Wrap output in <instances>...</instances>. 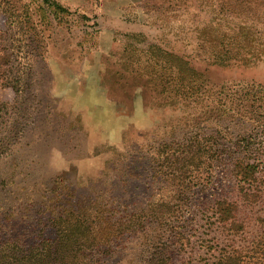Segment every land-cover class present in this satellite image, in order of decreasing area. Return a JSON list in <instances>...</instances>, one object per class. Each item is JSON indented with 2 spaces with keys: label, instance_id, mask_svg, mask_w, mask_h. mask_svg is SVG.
Masks as SVG:
<instances>
[{
  "label": "rangeland",
  "instance_id": "374dc122",
  "mask_svg": "<svg viewBox=\"0 0 264 264\" xmlns=\"http://www.w3.org/2000/svg\"><path fill=\"white\" fill-rule=\"evenodd\" d=\"M51 1L64 10L46 0H0V54L12 53V75L23 82L18 95L0 86L18 124L0 160V183L16 175L15 185L6 180L0 188L3 236L28 235L43 196L62 177L59 187L99 195L118 228L141 230L160 217L156 230H165L162 241H176L177 264H210L227 241L215 203L237 197L229 163L214 170L206 159L178 161L176 171L165 165L188 140L224 143L230 130L264 122V93L248 86L264 85V63L219 67L212 58L217 38L240 25L264 42V0ZM166 52L203 74V93L178 96ZM253 136L264 151V134ZM183 188L194 194H180ZM237 219L243 230L235 244L264 249V200L241 207ZM44 235L53 234L48 228ZM134 236L118 242L122 254L113 264H140L143 236Z\"/></svg>",
  "mask_w": 264,
  "mask_h": 264
},
{
  "label": "trees",
  "instance_id": "16d2710c",
  "mask_svg": "<svg viewBox=\"0 0 264 264\" xmlns=\"http://www.w3.org/2000/svg\"><path fill=\"white\" fill-rule=\"evenodd\" d=\"M46 3L53 10H64L54 1L46 0ZM215 42L212 58L219 67H228L232 63L246 67L264 63L263 39L253 35L245 25L237 27L232 36L218 37ZM218 46L224 48L218 49ZM10 54L8 50H3L0 54V86L9 87L18 95L22 92L23 82L21 78L12 75L14 64L11 65L12 53ZM164 59L168 70L167 78L175 83L173 86L178 88V96L187 98L204 92H201L205 88L203 74L186 59L167 52ZM248 86L260 94L264 93V85ZM11 106L0 101V160L15 144L18 133V124L11 119ZM5 123L9 126L4 127L6 134L3 131L2 135L1 126ZM251 124L249 131L230 130L229 138L224 143H218L214 138L206 146L198 139L188 140L171 151L172 160H168L165 165L166 169L176 171L178 168L175 164H179L178 161L186 166L185 162L193 159L196 166H199L206 159L209 160L207 166L214 170L223 161L229 163L237 197L221 199L215 203L214 216L227 241L223 248L211 253L210 264H264L263 248L255 246L245 250L243 246L235 244V237L243 230V225L237 219L241 207L251 208L264 200V151L253 136L264 134V122L254 121ZM12 173L13 171L1 181L0 188H4L2 182L6 180V183L15 185L13 178L16 175ZM55 182L54 188L39 203L38 211L34 213L36 223L28 226V235L3 236V222L5 224L8 219L0 218V264H113L112 257L122 254L118 242L129 238L130 241L135 240L136 233V239H140L138 235L143 236L141 241L143 240L144 249L140 264H177L173 257L176 254V241H162L165 230H156L155 223H162L160 217L154 223L148 222L141 230L132 226L121 229L112 223L109 209H104L105 206L98 200L99 195L86 196L76 193L75 189L70 190L66 185L59 187L64 183L62 177H56ZM180 194L192 196L194 193L186 189L180 191ZM42 216L48 218V221L42 220ZM17 219L21 220L9 214L10 221ZM48 228L53 234L51 237L44 235ZM176 234L172 232L168 237ZM119 262L120 259L117 260Z\"/></svg>",
  "mask_w": 264,
  "mask_h": 264
}]
</instances>
